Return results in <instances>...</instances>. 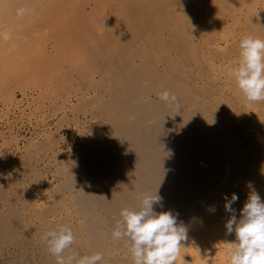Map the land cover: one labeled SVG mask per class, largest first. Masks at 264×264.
Masks as SVG:
<instances>
[{
	"label": "rangeland",
	"instance_id": "rangeland-1",
	"mask_svg": "<svg viewBox=\"0 0 264 264\" xmlns=\"http://www.w3.org/2000/svg\"><path fill=\"white\" fill-rule=\"evenodd\" d=\"M244 1L77 0L74 4V10L82 16L85 23L89 22L91 24L90 34L80 31L76 36L73 38L71 37L72 39H70V41L65 40L61 42L58 41L55 34L45 30L43 36L35 42L36 44H34L33 48L28 53L25 55H11L8 58L0 47V264H52L46 258L49 256L47 253L48 245L41 239L42 235L39 231L44 230L46 233L58 228L60 225L66 226V222L74 225L76 223L79 224L80 219H78L77 216L74 217L75 215L69 217L68 212L65 210H61L59 207H53L56 212L49 213V215L46 216V221L50 223V226H48L44 221L39 219L40 213L43 207L51 205L52 199L50 195L56 188V184L58 186V183L63 180V176L55 173L54 170H56L57 167L63 168L65 165L63 163L65 162V157L67 159L71 155L79 154L85 139L89 136L88 134H90L93 129L99 128L100 124L105 123V120H107L105 116L93 114L98 105L97 100L101 96H106L104 91L108 88L102 83V77L104 75L102 71L106 70L107 67L110 68V65H112L113 62L131 60L133 61V64L139 63L137 53L139 51L143 52L144 60L142 59V62H151L152 73L155 75L156 80L152 83L155 84L153 89L156 92L159 91L158 93H162L165 91L166 85L164 84L169 83V75L167 76L164 74V71L165 73H169V68H167L169 66V60L172 56H175L174 53L169 52V39L171 38L170 36H172L171 32L175 28H179V35L182 39H185L184 37H187L188 34L189 36L195 35L197 31L199 32L201 30L200 27L206 32H211L212 28L216 32L213 36L212 34H206L205 32L206 35L204 36L200 35L199 37V35H197L198 38L197 36H194L193 40H191L190 37L188 39V41H190L189 43L194 42V46H196L195 43L198 41L196 44H200L202 47L200 48L198 45L196 46L197 49L199 48L198 52L201 50V53L205 52V55H207V52L209 51V60H212L214 54L215 57L213 59L214 61L212 60L213 63L211 61V63L206 62V64L210 63L208 64L210 65V69L211 64L213 68L211 70H205L206 72L204 74L200 71L202 70V72H204L202 66L206 65L205 58L208 55L205 56L204 54L201 55L199 53L201 56L197 54V59L196 57L193 58V60L190 61L191 63L188 61L189 63L186 64V67L188 68L183 65V67L186 68L185 78H194H190L189 80L191 81L188 80L187 82V79L185 80L183 77L184 75H182L183 73L181 72L182 74L178 75L180 78L182 76L185 83L182 81V78L180 79V82L182 83L183 88L188 83L187 85H189V87L186 85L187 87L185 88L188 89L189 95H192L193 97L196 95L199 97V99H197L196 96L194 97L197 99H195L197 103L194 102V99L192 98L193 105L190 104V107L187 106L188 108L186 107L185 111H194L193 106L195 110L198 108L203 110L206 107L210 112L209 114H212L215 125L217 126L216 127L213 124L214 121L211 120L212 116L208 114V119L210 118L209 120H211V123L209 120H206V122H208L209 125L211 124L210 129H212L213 124L214 130L220 128V131L225 132L227 136H233L232 133L235 134L238 140L236 137H233L236 139V142H234L235 140L233 139V143H236L234 146L233 144H229V140L227 139L224 142L229 144L227 145L229 147L232 145L230 151L233 149L235 150V148L239 149H236L235 151L233 150L232 152L236 153L237 151L239 154L241 151L239 155L237 154L240 158H238L239 160L237 159V162L239 163V161H241L239 163L240 165L238 164V168L244 169L243 173L245 172L246 176L244 174L242 176L244 178H236V181L234 182L236 183L238 181V184L236 183V185L234 183L233 185L232 183V186L238 189V192L242 189L241 195L245 192L247 198L252 191L259 194L262 190L264 197V149H262L264 147V137H262L264 136V101L255 103L247 102L244 95H241V91H238L240 89L237 84H234V82H236L235 78H232L230 74L231 70L239 63L240 56L238 54L240 53V39L246 35H253L251 32L253 22H260V25L264 26V0H255L257 1L256 3L253 2L254 0H248V6L244 4ZM186 3L188 4V7ZM228 3L230 5H228ZM184 5L188 9L186 7L184 9ZM193 5L195 6V8H193L195 11L192 10ZM212 5L215 6L214 9ZM231 5L234 6L233 9ZM239 6L243 10H239ZM196 8L200 10L202 9L201 11L203 12L206 10L205 14L203 12H201L203 15L200 13L205 20L201 18L202 16L198 15L200 10L195 14L197 11ZM255 8L257 10H255ZM181 9H184V12H189L190 9L191 12L194 11V13L192 12L194 15L190 12L187 13L185 17L187 21H182L185 25L183 23H178L179 25H177L175 22L177 14L178 16L181 15V19H184L182 16L184 15V12L180 11ZM241 11H243V14ZM190 14L193 15H191L193 20H191L192 18L190 19ZM213 14L216 16V19H214L215 16ZM196 15H198V17ZM209 15L211 17H209ZM252 16L255 17L253 18ZM195 17H197V19H195ZM200 18L204 21L205 25L207 24V26H199L203 23ZM180 27H182V29H180ZM221 28L223 29L221 30ZM62 30L65 31V28L58 26L57 31L59 32ZM214 31L212 32L215 33ZM119 33H123L124 35L120 36L121 38L123 37L122 40H120ZM202 33H204V31H202L201 34ZM216 35V38H212ZM206 36L210 41H207L208 39L205 40ZM209 36L211 37L209 38ZM202 38L206 42L204 40L200 41ZM102 39H104V41H101ZM101 42H103V45ZM203 42H211L209 45L213 44L214 46H204L205 43L204 45H201ZM148 44L152 46L154 45L153 49L151 47L152 50H149L150 46H148ZM84 46L88 47V49L86 50ZM207 47L211 50H208ZM217 47L219 48L217 49ZM213 48H216L215 51L217 50L218 55ZM222 48L223 50L221 52L220 49ZM102 50H105V52H102ZM202 50L204 51L202 52ZM153 51L155 52L153 53ZM202 56H205L204 60L201 61L203 64L200 62V59H203ZM194 59L195 61H199L198 66L200 64V68L202 69L199 67L197 68V61L194 62ZM176 61L175 64L178 63L180 65L176 64L175 66L182 67L181 62H179L180 60L177 59ZM180 67L178 70L182 71V69L180 70ZM206 67H204V69H206ZM176 73H178V71L175 73L172 72L175 77L179 78L178 75L176 76ZM194 79L196 80L193 81ZM151 80L150 77L145 76L144 85H150L152 82ZM192 81L195 83H193V87H197L196 90L195 87L192 89V84H190ZM187 89H185V91H187ZM193 90L194 92L197 91L196 94L192 93ZM199 91H202V93ZM237 92L241 97L236 95ZM145 97H143V99ZM209 97L212 99L210 102H207L206 98L208 100ZM146 98L148 99V97ZM199 100L202 105L199 104ZM202 100L204 102L206 101V106ZM213 100L214 102H212ZM194 103L197 105H194ZM208 103H211V105ZM198 105L200 106L197 107ZM203 105L205 107H203ZM208 106L212 107L208 108ZM212 111L214 112L212 113ZM75 112H77V114ZM180 112L181 114L178 113V115L180 114L183 119H186L184 117H186L187 113L183 111ZM220 113H222V117L221 115H219L220 117L218 116ZM214 115L219 117V120L217 118L215 119ZM174 116L169 117H178ZM241 116H243V118ZM221 118H223V120ZM225 118L230 122L224 120ZM220 120L222 123H219ZM203 121L204 120H197L191 122H196L197 127L200 128L205 126L203 125ZM223 121L228 122L230 127H228V123L224 124ZM230 123L234 127H231ZM239 124L240 127L237 126ZM224 127L227 129L225 128L224 130ZM235 127H238V130ZM228 130H231L230 132L232 133H229ZM261 132L263 133L261 134ZM218 133L221 134L219 131ZM253 136L257 140H252L254 139ZM258 140H261L260 143ZM252 142L254 143L252 144ZM241 143L249 144L251 148L249 149V145L247 147V145ZM238 144L241 147H239ZM247 149L251 153H247ZM205 154L207 155L210 153L207 151ZM221 155L223 156V154ZM251 156L256 160V165L254 164L255 160L252 159ZM204 161H206L205 158ZM218 161H220V158ZM221 161L220 165H218L219 163L213 165L215 169H213V166L210 167L211 165H207L208 161L204 162L205 164L203 163L205 167L202 166L201 163L200 167L197 166L199 169L194 167V172L191 171L192 169H189L187 171L188 174L186 172L184 173L186 176L180 178V180L183 181L182 188L185 184L187 185L184 188L185 190H176L172 197L183 198L182 201L184 202L188 199L187 195L189 194L187 193L197 191L198 187L201 189L204 185L209 187L211 186L209 185L210 183L213 184L217 181L224 183L222 177L225 175H222L221 173H223L222 171H224V169H227V162L225 163V160L223 161V159H221ZM245 164L248 166L245 167ZM250 164H252V168L249 167ZM224 165L226 167L223 169ZM201 167L205 169V171ZM253 170L258 171L253 172ZM190 171L193 172L194 175L196 174L195 172H197V175L200 173L201 176L196 175L195 177ZM198 171L201 172L198 173ZM211 171L214 172L212 173ZM247 171L249 175H252L253 173L255 174L252 176V179H250L251 176L247 174ZM207 172H209V174H207ZM219 172L220 175L218 174ZM258 172H260V174H258L256 178V173ZM205 174L207 176H205ZM218 175L221 176V179H219ZM185 178L189 180L184 181ZM204 180L205 182L209 180V182H206L205 184V182H203ZM195 182L197 184H195ZM240 182L247 183L246 187H244L245 184H241L240 186ZM191 183L196 187L194 185L192 186ZM246 188L248 190L250 188V193H247L248 190ZM258 190L259 192H257ZM211 194H213V190ZM71 195V193H65L66 198L71 197ZM68 202L70 203V198H67V203ZM243 202H245V200H243ZM70 205L71 204H69V206ZM210 231L208 232L209 235L207 234L206 236V239L208 238L207 241L211 243L213 242L212 244L222 247L225 253H227V250L229 251V243L236 242L234 232L230 234L233 236V240H230V236L226 237L229 235L227 234V231L224 232V235H222V231L220 230L219 232L211 228ZM218 240L220 241L218 242Z\"/></svg>",
	"mask_w": 264,
	"mask_h": 264
},
{
	"label": "bare ground",
	"instance_id": "bare-ground-1",
	"mask_svg": "<svg viewBox=\"0 0 264 264\" xmlns=\"http://www.w3.org/2000/svg\"><path fill=\"white\" fill-rule=\"evenodd\" d=\"M76 1L77 0H0V47L3 49L5 56L8 58L11 55H25L33 48L34 44H36L35 42H37L43 36L45 30L55 34L57 36L58 41L61 42L65 40L70 41V39L76 36L80 31H84L86 34H90L91 24L88 21H87L88 23H85L82 16L79 15V13H77L74 10V4L76 3ZM245 1L244 4L248 6L249 5L248 0L246 2ZM253 2L256 3L257 1L254 0ZM187 3L186 5L188 7ZM229 3L228 5H230ZM194 5L197 7L196 4ZM194 5L192 7V10L195 11V9H193L195 8ZM185 7L186 6L184 5V9ZM214 7L215 6H213V9ZM233 7L234 6H232V9ZM184 9L183 10L181 9L180 11L184 12ZM235 9H236V5H235ZM238 9L239 10L241 9L240 6L238 7ZM190 10H189L190 13L192 12L194 13V11L191 12ZM199 10L200 9H197L195 14H197ZM201 10L200 12H198L199 13L198 15L200 16L203 15L201 13L203 11ZM255 10L257 9L255 8ZM204 11L206 12V10ZM185 12L184 15H182L184 19H181L182 18L181 15L179 16L178 14L176 15L177 18L175 19L176 20L175 22L177 23V25L182 24L186 20L185 17L189 12L188 11L186 13ZM205 12L203 13L205 14ZM242 12L243 11H241V13ZM192 14H190V19L194 15ZM198 15L196 16L198 17ZM197 17H195V19H197ZM209 17L211 16L209 15ZM201 18L205 20L203 16ZM202 19L201 22L203 21ZM214 19H216V16ZM191 20H193V18ZM183 24L185 25V23ZM203 25H205L204 21L199 26H203ZM58 26L65 28V31L62 30L58 32L57 31ZM205 26H207V24ZM200 28L201 30L197 29L200 30L199 31L200 34L197 31L198 33L196 32L197 34L195 33V35L189 36L188 34L187 35L188 38L185 36L184 37L185 39H182L180 37L179 28L174 29L173 27L174 30L171 32L172 36H170L171 38L169 39V52L174 53L175 56L174 57L172 56L170 58L168 63L169 66L167 65L168 66L167 68H169V73L168 72L165 73L164 71V74H166L167 76L169 75L168 76L169 83H165L164 81L162 82H164L165 83L164 85H166L165 91H169L170 93L176 95L178 100V103L176 104H165L159 99V94H160L158 93L159 91L156 92L153 89L154 88L153 86L155 84L152 83H154L156 79H155V75L152 73L151 62L149 61L142 62L143 54H144L143 52L139 51L137 53L139 57V63L133 64L132 63L133 61L131 60L113 62L112 65H110V68L107 67L106 70L102 71V73H104L102 77V83L106 85L108 88L104 91L106 93V96L104 97L101 96L97 100L98 105L95 108L93 114H100L101 116H105L107 120H105V123L100 124L99 128L93 129L91 133L88 134L89 136L85 139L83 147L81 148L79 154L71 155L67 159L65 157L64 159L65 162H63L65 165L63 166V168L57 167V169L54 170L55 173H58L60 174V176L61 175L63 176L62 178L63 180L62 181L60 180L61 182L58 183L59 184L58 186L56 184V188L53 190V192L50 195L52 199L51 205L49 206L47 205L43 207L39 217L41 221H44L48 226H50V223L46 221V216L49 215V213L56 212V210H54L53 207H59L61 210H65L66 212H68L69 217L75 215L74 217L77 216L78 219H80L79 224L76 223L75 225L66 222V226H70L75 235V242L68 249L65 250L63 255L65 257H68L69 255L73 256L74 257L73 264H76V261L80 257L86 255L90 256L95 253H101L103 255V260L99 262V264H134L133 257L130 252L129 241L127 239H121V240L115 239L112 235V232L117 222L122 220V217L120 216L121 210L125 208L130 210H138L142 205L143 196L146 193H151L152 195H155L156 192L158 193V195L162 197V206L156 205L154 206V210L157 213L171 212L174 216L177 217L178 224L182 223L187 228L188 239L187 241L182 242L184 247H182L181 249V255L184 256V260L186 262L178 260L177 264H228L229 251L227 250V253H225L222 247L216 244L215 245L212 244L213 242L211 243L207 241L208 238L206 239V236L211 228H213V230L215 231H219V230L222 231L221 232L222 235H224V232L227 231L225 225L227 221L231 218L233 213L226 211L225 204L227 200H231L233 194H236L238 196V200L237 202L232 204V208L235 210L234 214L237 216V218H239L240 211L247 200V196L245 192H244L245 195L244 194L241 195L242 189L241 191L239 190L240 192H238L237 191L238 189L233 187L232 183L234 185L235 183L234 181H236L235 180L236 178H244L242 176L244 174L246 176V173L245 172L243 173L244 169H242L240 166L239 167L241 169L238 168V164L241 161H239L238 163L237 159L239 158L238 155L240 154L241 149L239 150L240 152L238 154L237 151L236 153L232 152L234 149L230 151V147H232V145L230 147L227 146L229 144H233V146L234 144H236L233 143L234 140H235L234 142H236V139L233 138L236 137L235 134L230 132L231 130H228L229 133H232L233 136H231L228 132L227 133L230 136H227L225 132L220 131L221 130L220 128H216L215 130L213 129V126L215 125L214 118L212 114H209L210 113L209 110L205 107L207 105L206 101L210 102L212 98L209 97L208 100L206 98L205 102L202 100V102L205 104V106L203 105V107H205L203 110L200 108L195 110L193 106L194 111H185V108L187 106H189L190 104L193 105L192 102L193 99L194 102L196 103H197L196 100L199 99V97H197L196 95L195 96L197 99L194 98L195 96L193 97L192 95H189L188 89L185 88L187 86L189 87V85H187L188 80L190 78L191 79L194 78V77H190L189 79L185 78V69L188 68L186 67V64L189 63L191 60H193V58L195 57L197 59L198 57L197 54L199 53L201 55L206 54L205 52L201 53V50L200 52H198L199 48L197 49L196 47L198 45L196 44L198 43V41L195 43L196 46H194L193 44L194 42H191L193 44L192 45L191 43H189L190 41H188V39L190 37V39L193 40L194 36L196 37L197 35H199L200 37V35L204 36L207 33H210V35L212 34V36L213 34H216V32L212 27L211 28L213 30L211 29V32H206L205 30H202V27ZM180 29H182V27H180ZM222 29L223 28H221V30ZM202 31H204V33H202L203 35L201 34ZM212 31H214L215 33H213ZM251 32L253 36L255 35L264 38V26H261L260 22L252 23ZM217 35L212 38H216ZM120 36H124L123 33L122 34L119 33V37ZM210 37L211 36H209V38ZM122 39L123 37L120 40ZM207 39L208 37L206 36L205 40ZM203 40L204 39L202 38L200 41ZM101 41H104V39H102ZM207 41H210V39H208ZM205 42H203L201 45H204ZM102 43L103 42H101V44ZM210 43H205L204 46L208 45V47L209 46L213 47L214 45L213 44L209 45ZM148 46H150L149 50H152L154 45L152 46L148 44ZM198 47L202 48L200 44L198 45ZM219 47H217V49ZM84 48L86 50L88 49V47L86 46H84ZM204 50H202V52ZM222 50L223 48L220 49L221 52ZM102 52H105V50H102ZM154 52L155 51H153V53ZM215 52L217 53V50ZM207 55H205L208 57L205 58L206 59L205 64L206 62H210V61L212 62V60L215 57L214 54L212 60H209V51L207 52ZM205 56H202L203 59L198 58L200 59V62L204 60ZM177 59L180 60L179 62H181L182 67L183 65L186 67V68L184 67L182 68L179 66L180 70L182 69V71H179L178 70L179 67L175 66L176 64L180 65L178 63L175 64V62H177L176 61ZM196 61L194 59V62L197 63L196 65L197 68L198 67L200 68L201 65L199 64L198 66L199 61L198 60ZM210 63L206 64L207 67L206 65L202 66L204 72H202V70L200 72L204 74L207 71V69H210V65H208ZM201 64L203 63L201 62ZM204 67H206V69H204ZM212 68L213 67L211 64V69ZM177 71L178 73H176V76L178 74L181 75L183 73L182 74L184 75L183 77L185 78V80L187 79L186 80L187 86L184 84L185 85L184 88L187 89V91H185L182 83L180 82L182 76L180 78L178 75L179 78H177L175 77V75L172 74V72L175 73ZM145 76L150 77L152 79L151 84L148 86L144 85ZM185 80H183L182 78V81H184V83ZM195 80L196 79H194L193 81ZM193 81L190 84H192L191 85L192 89H194L195 87L196 90L197 87L196 86L193 87V83H194ZM235 83L236 82H234V84ZM196 92L197 91L194 92L193 90L192 93L196 94ZM200 93H202V91ZM236 95L238 97L239 96L241 97V95L243 96V93L241 92V95H238L237 92ZM145 96L148 97V99ZM143 97L145 98L143 99ZM212 102H214V100ZM196 103H194V105H197ZM199 104L202 105L201 101ZM208 104L211 105V103ZM200 105H198L197 107H199ZM209 107L212 106H208V108ZM180 111L187 113L186 117H184L186 119H183V117L180 116L181 114ZM77 112L75 113L77 114ZM213 112L214 111H212V113ZM229 112L233 113L231 111ZM178 113L180 114L178 115ZM208 114L212 116L211 120L214 121L213 122L214 125L212 124V129H210L211 124L209 125V123L206 122V120L210 119V118L208 119ZM219 115H221L222 117V113L218 114V116ZM169 116L171 117L174 116L176 118H170ZM96 117L99 118L98 116ZM219 117L215 116V119L216 118L218 119ZM241 117L243 118V116ZM223 118L221 119L223 120ZM197 120H204L203 125L205 126H202L203 128L202 127L198 128L196 122H191ZM211 120H209V122ZM224 120L230 122L226 118ZM226 121H223L224 124L228 123ZM219 123H222L221 120ZM230 125L231 127H234L232 126L231 123ZM237 126L240 127V124ZM228 127H230L229 123H228ZM225 128L226 127H224V130ZM235 128L237 129L238 127ZM239 129H244V128H239ZM218 131L222 133L219 134ZM253 131L255 132L254 129ZM262 133L263 132H261V134ZM253 138L254 139L252 140L256 139L254 136ZM226 139L229 140V144H226L224 142L226 141ZM260 141L261 140H258L259 143ZM254 142H252V144ZM239 144L238 146L241 147ZM241 144H245V143H241ZM245 145H247L248 147L249 144H245ZM248 148L249 149L251 148L250 145ZM236 149L239 148H235V150ZM262 149H264V147ZM207 151L210 154L206 155L205 152ZM247 151H248L247 153H251L248 149ZM220 153L223 154V156ZM204 158L206 161H208L207 165L208 164L209 166L211 165L210 167L216 165L217 163H219L218 165H220L221 159H223V161L225 160L224 161L225 163L227 162L226 163L227 169L226 170L224 169L226 167L225 164L223 166L224 171H222L223 173H221L222 175H225L223 176L224 178L222 177L224 183L217 181L213 183L214 185L210 183L209 185L211 186L209 187H206L204 185L206 188L204 186H203L204 188L202 187V189L198 187L197 191L187 193L189 194L187 195L188 199H186L184 202L182 201L183 198L180 199L178 197H172L173 193H175L176 190L178 189L185 190L184 188L187 185L185 184V186L182 188L183 181L180 180L181 177L186 176L184 173H186L189 169L190 170L192 169L191 171H193L194 167H196L197 169L198 167H200V163L202 164V166H204L203 163L206 162L204 161ZM219 158L220 161H218ZM252 159H254V157ZM255 162L256 160L254 161V164L256 165L257 162L256 163ZM251 165L252 164H250L249 166L250 168H252ZM247 166L248 165L245 164V167ZM213 169H215L214 166ZM203 170L205 171V169ZM257 171L258 170L256 171L253 170V172H257ZM199 172L201 171H198V173ZM195 173L196 174L194 175L193 173V175L196 177L197 172ZM207 174H209V172H207ZM218 174L220 175V172ZM247 174L249 175L248 171ZM256 174H257L256 175L257 178L260 172ZM198 175H200V173ZM253 175L255 174L253 173L252 175H249L251 176L250 179L253 178L252 177ZM205 176L207 175L205 174ZM220 177L221 176H219V179H221ZM185 180H189V179L185 178L184 181ZM203 182H205V180ZM206 182H209V180ZM192 183L191 185L193 186L194 184ZM195 184L197 183L195 182ZM239 184L241 186V184L244 185L245 183L240 182ZM246 184L244 185V187H246ZM231 186L233 189L231 188ZM212 190H213V194H211ZM248 191L247 193H250V191L249 192ZM257 192H259V190ZM65 193L72 194L71 197H67L70 198V203L69 202L67 203V198L65 197ZM259 196L261 200H264L263 190L262 192L259 193ZM225 198H227V200ZM243 200H245V202H243ZM69 204L71 205L69 206ZM54 230H57V228ZM39 233L43 236L45 234V231L40 230ZM228 236H230V240L233 238V236H231L230 234L227 235L226 237ZM219 241L220 240H218V242ZM47 253L52 258V260L49 256H47L46 258L52 264H56V258L50 253L48 247H47Z\"/></svg>",
	"mask_w": 264,
	"mask_h": 264
},
{
	"label": "clouds",
	"instance_id": "clouds-1",
	"mask_svg": "<svg viewBox=\"0 0 264 264\" xmlns=\"http://www.w3.org/2000/svg\"><path fill=\"white\" fill-rule=\"evenodd\" d=\"M240 59L231 70V76L249 103L264 101V38L246 35L239 41ZM159 99L165 104L178 103L175 94L163 91ZM227 200V198H225ZM238 200L233 194L225 204L233 213L225 227L227 234L235 233L236 242L229 243L228 264H264V200L252 191L240 216L234 214L232 204ZM162 206V197L146 193L138 210L123 209L122 220L117 222L112 235L115 239H127L134 264H177L184 261L182 242L187 241V228L178 224L171 212L157 213L154 206ZM41 239L47 243L56 264H73L74 257L63 254L75 242L69 226L60 225L57 230L46 232ZM101 253L80 257L76 264H99Z\"/></svg>",
	"mask_w": 264,
	"mask_h": 264
}]
</instances>
